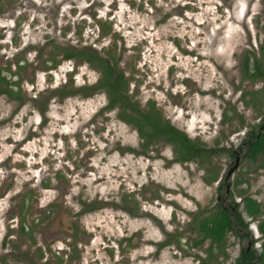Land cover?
Listing matches in <instances>:
<instances>
[{"label": "rangeland", "instance_id": "1", "mask_svg": "<svg viewBox=\"0 0 264 264\" xmlns=\"http://www.w3.org/2000/svg\"><path fill=\"white\" fill-rule=\"evenodd\" d=\"M0 10L1 76L21 82L20 101L0 95V264H202L209 244L194 246L192 220L215 208L234 152L228 202L257 232L242 198L264 207V169L242 142L264 117V79L241 68L248 54L264 63V0H0ZM55 46L110 53L141 109L153 104L190 141L224 151L203 168L173 163L169 145L142 148L104 110L103 92L60 99L57 89L93 86L100 72L40 69L60 60ZM89 202L98 209L77 217ZM244 246L229 233L227 257L207 263L232 264Z\"/></svg>", "mask_w": 264, "mask_h": 264}, {"label": "trees", "instance_id": "2", "mask_svg": "<svg viewBox=\"0 0 264 264\" xmlns=\"http://www.w3.org/2000/svg\"><path fill=\"white\" fill-rule=\"evenodd\" d=\"M54 48L60 51V60L55 61V54L46 56L42 62L40 61V69L47 71L56 67L60 62L72 61L75 65L86 63L100 72L99 79L93 86L74 88L68 84L57 89L53 94L57 95L60 99H66L78 94L84 97H91L99 91L103 92L107 98L104 110L109 112L116 110L118 112V119L131 126L137 132L140 140L144 142L142 148H147V146L156 142L169 145L173 153V163L184 164L198 161L200 164H207L212 157L224 151L223 149L216 148L217 146L206 148L198 142L190 141L184 133L179 132L168 121L164 120L153 104H148L146 110L141 109L139 103L134 100V97L128 94L129 81L126 80L123 72L115 68L117 60L111 55L107 56L110 53H106V58H102L91 50H74L71 48H58L56 46ZM260 49L264 57V45ZM20 69L21 67L18 66V70ZM241 69L242 75L247 80L264 79V63L260 66L258 61L249 57V54L244 57ZM5 71L9 72L8 69ZM1 74L0 72V95L11 100L20 101L21 82L19 80L17 82H10L1 76ZM257 130L260 131L259 134L256 133ZM243 143L246 144L245 159L254 161L259 153L264 154V118L261 119L259 125L249 129ZM209 173L211 172L209 171ZM221 188L223 189V186L219 189ZM239 194L242 193L240 192ZM243 207L246 214L250 217L261 214L259 205L245 196L243 198ZM94 208L96 206L91 205V209ZM231 217H235L238 221L236 223L242 229L247 227V224L242 222L239 213L225 211L219 206H215L205 216L200 213L194 218L193 223L197 236L194 246H202L205 241L209 243L207 259L203 260L202 264H208L207 262L210 261V258L216 259L220 253L225 256L221 251L227 233L233 230L232 226L234 222H232ZM20 222V232L22 234L24 220L21 219ZM258 229L264 234V222H260ZM171 243V241L166 240L159 244L158 249L165 248ZM41 256L39 254V258ZM253 258L251 252L243 249L234 264H250ZM258 262L264 264V254L258 257Z\"/></svg>", "mask_w": 264, "mask_h": 264}, {"label": "flooded vegetation", "instance_id": "3", "mask_svg": "<svg viewBox=\"0 0 264 264\" xmlns=\"http://www.w3.org/2000/svg\"><path fill=\"white\" fill-rule=\"evenodd\" d=\"M0 15H1V10H0ZM264 118V117H263ZM260 124V121H259V123L258 124H256V125H253L252 127L254 128V127H256L257 125H259ZM258 129V128H257ZM257 134H259L260 133V131H258L257 130V132H256ZM242 146H244V148H245V154H246V144L245 143H243L242 142ZM240 149V148H239ZM245 154H244V159H245ZM232 158H234V160H235V157H236V152H234V154H231L230 155ZM238 157H239V154H238ZM246 160H249V159H246ZM250 162H259L260 163V167L262 168V169H264V154H262V153H259L257 156H256V158H255V160L254 161H251V160H249ZM195 162H197V161H195ZM239 162H240V158H239ZM190 163H192V162H190ZM233 163H234V161H233ZM184 164H186V163H184ZM201 166H202V168L204 167V164H201ZM238 168V167H237ZM235 172V171H234ZM234 172H233V174H234ZM231 178V177H230ZM228 182V181H227ZM227 182H224V179H223V181H220V183H219V186H218V189L217 190H219L220 192H219V195H218V197H217V204H216V206H219V207H221V209H223V210H225V211H229V212H231V213H233V212H237L238 213V205L236 204V203H234V202H232L231 200L228 202V198H230V195L227 193V191H228V188H229V186H228V184H227ZM223 186V188H224V192L222 191V188L221 189H219L220 187H222ZM226 189V190H225ZM231 194V193H230ZM251 201H253V202H255L257 205H259V207L261 208V214L259 215V216H255V217H250V216H248L245 212V215L247 216V218H249V220L250 221H253V222H257V232H256V229H255V231H253L252 233H254L253 235L251 234V231L249 232V230H248V225H247V227L245 228V229H242L241 227H239L238 226V224L236 223V222H238L236 219H235V217H231V220H232V222H234V224H233V226H232V228H233V230L231 231V232H228L227 233V235L229 234V233H233L234 235H236L237 236V238H241V239H244V240H246V242H247V246H244V247H241V249L238 251V254H237V258L233 261V263L232 264H234L235 263V261L239 258V255L241 254V252H242V250L243 249H246V251L247 252H251L252 254H253V260L250 262V264H260L259 262H258V257L260 256V255H262V254H264V234L263 233H261L260 231H259V229H258V225L260 224V222H264V218L263 217H261L263 214H264V207L258 202V201H256L255 199H253V198H251L250 196L248 197ZM91 205H95V203H93V202H89V203H82L81 204V208H80V210L77 212V217H81L82 215H85V214H89V213H92V212H94V211H96L98 208H97V206H96V208H94V209H91ZM52 206V205H51ZM242 206H243V198H242ZM214 209V208H213ZM120 211H123V212H125V210L124 209H122V208H120L119 209ZM212 211V210H211ZM210 212V211H209ZM208 213V212H207ZM206 212H202V215L203 216H205V214H207ZM48 214H50V212L48 213ZM66 217V216H65ZM67 218V217H66ZM45 219H47V217L45 218ZM42 220H44V217H43V219ZM241 220H242V222L244 223L245 221L243 220V218H242V216H241ZM40 221V220H39ZM192 222H194V218H193V220H192ZM245 224V223H244ZM67 231L69 232V233H72V230L70 229H67ZM235 232V233H234ZM242 232H244V234H242ZM258 233V234H257ZM227 235H226V237H227ZM258 235H259V238H258ZM205 244H209L208 243V241H205L204 243H203V245H205ZM225 244H226V238H225V242H224V246L222 247V251L221 252H223L224 253V247H225ZM257 244H258V247L256 248L255 246H257ZM224 255L225 256H223L221 253L217 256V258L216 259H218V258H226L227 256H226V254L224 253ZM206 258H207V256H206ZM205 258V259H206ZM213 260V258H210V261H212Z\"/></svg>", "mask_w": 264, "mask_h": 264}, {"label": "water", "instance_id": "4", "mask_svg": "<svg viewBox=\"0 0 264 264\" xmlns=\"http://www.w3.org/2000/svg\"><path fill=\"white\" fill-rule=\"evenodd\" d=\"M238 165H239V157H238V153L236 152L234 163L232 167L226 172L225 177H224V182H227L230 179L233 172L237 169Z\"/></svg>", "mask_w": 264, "mask_h": 264}]
</instances>
